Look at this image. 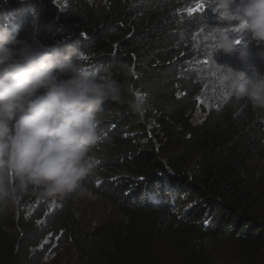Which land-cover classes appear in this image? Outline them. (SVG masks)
I'll use <instances>...</instances> for the list:
<instances>
[{
	"label": "trees",
	"instance_id": "1",
	"mask_svg": "<svg viewBox=\"0 0 264 264\" xmlns=\"http://www.w3.org/2000/svg\"><path fill=\"white\" fill-rule=\"evenodd\" d=\"M199 4L204 9L193 11ZM219 0H8L0 27L118 81L83 197L25 196L0 215V264H212L206 240L264 249V110L231 94L232 70L264 75V44ZM234 7V6H233ZM226 36L241 43L226 53ZM244 43L248 54L241 58ZM148 95L143 117L129 101ZM96 198L109 214L81 221ZM102 214V213H101ZM43 245V247H41ZM248 256V255H247ZM247 264V263H244Z\"/></svg>",
	"mask_w": 264,
	"mask_h": 264
},
{
	"label": "clouds",
	"instance_id": "2",
	"mask_svg": "<svg viewBox=\"0 0 264 264\" xmlns=\"http://www.w3.org/2000/svg\"><path fill=\"white\" fill-rule=\"evenodd\" d=\"M218 8L249 42L264 44V0H219ZM239 43L226 36L218 48L230 53ZM247 54L244 43L241 58ZM82 57L80 48L61 52L38 40H18L11 23L0 27V215L25 196L92 195L85 181L90 153L105 135L100 116L108 102L126 97L118 81L86 68ZM230 90L264 110V75L249 79L232 70ZM129 103L143 117L148 95L133 93Z\"/></svg>",
	"mask_w": 264,
	"mask_h": 264
},
{
	"label": "rangeland",
	"instance_id": "3",
	"mask_svg": "<svg viewBox=\"0 0 264 264\" xmlns=\"http://www.w3.org/2000/svg\"><path fill=\"white\" fill-rule=\"evenodd\" d=\"M110 211L112 208L109 205L92 198L86 203L79 216L81 221L86 220L88 222L92 216L98 214L96 217H100L109 214ZM206 251L214 260L212 264H264V249L259 251L261 254L257 257L255 252L258 251L253 250L251 254L244 252L238 244L229 241L227 238L207 239Z\"/></svg>",
	"mask_w": 264,
	"mask_h": 264
},
{
	"label": "snow or ice",
	"instance_id": "4",
	"mask_svg": "<svg viewBox=\"0 0 264 264\" xmlns=\"http://www.w3.org/2000/svg\"><path fill=\"white\" fill-rule=\"evenodd\" d=\"M204 9V5L203 4H199L197 6L196 9H189L188 12H189V15H192L193 11H200V10H203ZM240 41L237 40V43H239ZM82 59H87V57H82ZM41 247H43V245H41Z\"/></svg>",
	"mask_w": 264,
	"mask_h": 264
}]
</instances>
